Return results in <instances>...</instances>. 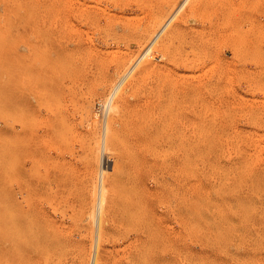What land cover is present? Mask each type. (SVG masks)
<instances>
[{
	"label": "bare ground",
	"instance_id": "obj_1",
	"mask_svg": "<svg viewBox=\"0 0 264 264\" xmlns=\"http://www.w3.org/2000/svg\"><path fill=\"white\" fill-rule=\"evenodd\" d=\"M189 1L39 0L31 3L23 27L26 37L23 47L27 53L22 68L26 78L23 91L19 90L17 62L15 76L10 75L15 79V84L11 83L14 84L12 164L8 186L0 182V264H155L157 243L164 236L160 235L158 221L161 219L156 218L153 207L155 182L150 178L147 186L146 178L153 172H159L163 179L174 176L182 189L178 194L183 216L187 209L189 163L206 151H203L206 143L202 132L203 112L208 118V111H218L215 101L206 105L202 102V89L209 86L217 99L223 93L230 97L233 92L229 86L233 82H250L254 67L264 69V26L258 19V24L247 30L240 13L244 10L242 0L237 1L238 5L227 4L229 0H226L218 7L205 5V0H195L193 5H198L199 22L192 27L186 25L190 17L176 16L179 3H182L179 11L191 13L187 9ZM258 16L263 19L264 13ZM103 111L105 121L102 120L101 126L99 116ZM212 115L210 119L215 121ZM101 158L105 163L111 162L112 167L107 165L111 168L109 172L103 168L97 183L95 167ZM235 206L239 204L233 210ZM85 221L95 224L94 237L91 236L94 242L90 240L93 246L90 263L92 250L86 252V244H81L87 234L81 227ZM249 235L246 237L250 238Z\"/></svg>",
	"mask_w": 264,
	"mask_h": 264
},
{
	"label": "rangeland",
	"instance_id": "obj_2",
	"mask_svg": "<svg viewBox=\"0 0 264 264\" xmlns=\"http://www.w3.org/2000/svg\"><path fill=\"white\" fill-rule=\"evenodd\" d=\"M37 1H39V0H0V3L2 4V5L0 4V22L3 23L6 19V21L3 24L0 23V30H2L0 32H2L4 34L3 35L0 33V39L2 40V42L0 41V43H1L0 44V52H1L0 56H2V57H0V70L3 69V74L1 73L2 70L0 72V74H1L0 75V100H1L0 101V159H2V157H3V159H2L3 162L0 160V167H1L0 168V173H1L0 174V182L3 183L4 187H7L9 184L10 175H11V164H12L11 163L12 157H11V146L10 145H11V140H12L11 139V137H12L11 133L13 132V126H11V125H13V120H14V118H12V117H14L12 110H13V89H14V84H15V82H14L15 79L13 81L12 78H14L15 71H16V68L18 66V69L20 71L19 76H18V82H19L18 84L21 85L19 87V90L23 91V89H24L23 86L26 85V83H25L26 78L24 79L25 76L22 75L23 74L22 68L25 66V64H26L25 59L27 58L26 57V55H27L26 50L23 47L25 45L24 43L26 42L25 34H23L24 33L23 27L25 25V21H26V18L28 16V12H29V8H30L31 3H34ZM190 1L187 4V9L189 10V8H190L191 13H189V12L185 13L184 12L185 13L184 14L183 11H181L182 9L180 10L181 11V13H180V11L178 9H179L180 5H182V3L181 4L179 3L177 5V7H178L177 11L179 13L176 15V16H180L183 19L184 18L188 19L190 17L188 20H186L187 21L186 25L188 27L195 26L196 22L197 23L199 22L198 21L199 20L198 19L199 13L197 10L198 5L197 6L193 5L195 0H190ZM205 1L207 2V3L206 2L204 3L205 5H209L212 7H218L219 5L222 4V2H226V0L225 1L221 0V2H220V0H205ZM215 1L218 5L216 3H214ZM237 1L239 2V0H229L228 1L229 3L227 2V4H232V5L235 4L236 5L238 3ZM242 2L244 3L243 4L244 10H242L240 13L242 14L244 21L248 25L247 30H249L250 28L257 25L258 19L262 21V24L264 26V18L262 19L261 16H258V15H262L264 13V11H263L264 10V0H242ZM190 4L194 7L190 6ZM213 4H215V5H213ZM1 7H3V8H1ZM7 9H10L11 14L12 13L13 14L11 15L9 13L10 10L7 11ZM15 10H17V11H15ZM24 10H26L25 11L26 15L24 13ZM5 11H7V12H5ZM20 11H21V13H24V14L23 15L21 13L19 14ZM1 12L5 13V14L2 13V15H1ZM15 12H18V13H15ZM14 13H15V16H14ZM16 14H17V16H16ZM187 14H188V16H187ZM7 16L8 17L10 16L8 20H7ZM22 16H24V17H22ZM12 17H14V18H12ZM193 19H195V20L192 21ZM1 20H4V21H1ZM9 20L12 21V22H10L11 25H8ZM16 21H17V23H16ZM5 23H7V24H5ZM13 23H14V25H13ZM191 24H193V25H191ZM3 25H4V27L7 26V27H5L6 30L4 29ZM15 25L17 26V28ZM18 25H19V27H18ZM11 27H13V28H11ZM14 27H15V29H14ZM8 31H9V33H7ZM20 31H22V32H20ZM7 35H9V36H7ZM12 35L14 37H12ZM4 36H6V38ZM22 38H25V39L23 40ZM15 39L17 41H19V39H20V41L23 40V42L19 41V43H18ZM2 43H4V45H5V43H7V44H9V46L7 44H6L7 46H3ZM13 43L15 44V46L13 45ZM4 47H7V48H4ZM9 47H10V49H9ZM22 48H24L25 52L23 51ZM5 49H8V50L5 51ZM2 52H4V53H2ZM6 52L8 53L9 56L7 55ZM24 53H26V54H24ZM4 54H5V56H4ZM19 55L21 56V59H20ZM17 56H18V58H16ZM14 57H15V59H14ZM5 58L7 59L8 63L10 62L9 64L7 63ZM12 59H14L15 61L13 60L14 62H12ZM19 59L21 61H19ZM15 62L18 63L17 66H15L16 65ZM11 63H12V65H10ZM13 63H14V65H13ZM19 65H21V66L19 67ZM11 66H13V67H11ZM7 67H8V69H7ZM6 69L9 71H7ZM12 69H13V71H12ZM21 69H22V71H21ZM253 72L254 73H253L252 81L247 82V83L233 82L231 84V86H229L230 89L232 90V92L234 93V94L232 93L230 95V97L228 94L223 93L221 95V98L217 99V97L215 95L211 94L213 92L210 91L209 86L206 85L205 88L202 89V94H201L202 102H205L204 103L205 105L216 103L215 105L218 107V111L217 112L208 111V112H210V114L208 113L209 116L207 115V112H206V115L208 116L209 119H210V115H212L211 112H213L214 115H212L211 118H216V119H214L215 121H213V119H212V121H211V119L208 120V118L206 116H204L205 112H203L202 132H203V134L205 132V134L203 136H204V139L206 142L205 147L203 148V151L204 150H206V151L202 152L203 154L199 158L200 160L198 158H195L189 163L188 167H190V168H188V175H187L188 176L187 178H189V179L186 178V183H187V188L190 191L187 190L188 192H186L187 209H186V213H184L183 216H181L183 208L180 207L181 206L180 205V198H179L180 196L178 194V192L179 193L182 192V189H180L181 185L178 184V182L176 181L174 176L169 177V179L168 178L163 179V178H161L159 172H157V173L153 172L151 175H149L146 178L145 182L148 183L147 186L150 185L151 179H153L155 182L153 185L156 189V197L154 199V206L153 207H154V212H155L156 218L159 217L158 219L159 220L161 219L160 221H158V219H157V221L159 223V229H161L160 235L163 234V236H164V237H162L163 239L161 241L159 240L157 243L155 264H164V263L167 264V262L169 264H181V263L182 264H197V263L202 264L203 261H204L203 264H214V260H216L215 264L217 262L219 264H221L222 262H223L222 264H240V263L241 264H264V250H263L264 249V239H262V238H264V236H261V234L264 235V227H263L264 223H261L264 221V214H263L264 208H262V207H264V202H263L264 201V195H262V194H264L263 193L264 192V190H263L264 189L263 188L264 187V184H263L264 183V181H263V177H264V175H263L264 174V172H263L264 171V160H263L264 159V69H260L256 66L253 68ZM12 74L14 76L11 77L10 75H12ZM4 75L6 76V78ZM20 76H21V78H20ZM2 77H4L5 80ZM1 78L3 80H1ZM8 78H9V80H8ZM256 79H258V80H256ZM6 80L8 82H6ZM13 82H14V84L12 85L11 83H13ZM1 83H3L4 85L3 84L2 85L5 87H3L1 85ZM122 83H124V80L122 81ZM122 83L119 84V87L121 86ZM6 85H8V86H6ZM117 88H118V86H117ZM3 89H5V90H3ZM206 90H207V92H205ZM206 93H208L209 96ZM210 96H213V97H211L212 99H209ZM7 97L10 99H8ZM110 97L112 98V96H110ZM214 97L216 99H214ZM219 100H221V101H219ZM214 101H215V103H214ZM2 102H3V104H2ZM4 103H6V104H4ZM11 104H12V106H11ZM219 105H221V106H219ZM2 107H4V108H2ZM204 111H207V110H204ZM102 114H103V116H101ZM101 115L99 116L100 124H101V122L104 123V121H105V111H103L101 113ZM7 117H9V119L12 121H9V119ZM102 120H104V121H102ZM206 120H207V122H206ZM214 122L216 124H214ZM100 124H98V125H100ZM101 126H102V124H101ZM244 134H245V136H244ZM97 135H98V133H97ZM249 145H250V147H249ZM5 155H7L8 157ZM253 156L254 157L256 156V157L254 158ZM4 157H5V159H4ZM204 158H205V160H204ZM237 161H238V163H237ZM98 162H100V163H98ZM98 162L97 163L99 165L98 166L96 165V167H95V171L97 174V176H96L97 179H95V180H97V183H98V178L101 179L102 171H104V169L108 168L107 171L109 172V171H111L110 166L112 167L111 162L105 163V162H103L102 158L99 159ZM104 163L106 164V167H105ZM193 163L196 165H194ZM109 164H110V166L107 167V165H109ZM240 166H242V167H240ZM192 167H193V169H192ZM189 174L193 177L190 178ZM246 174L247 175L249 174L250 177H249V175L247 176ZM259 176H261L260 181L258 178ZM242 177H244V178H242ZM251 177H252V181H251ZM261 178H262V181H261ZM189 182H191V183H189ZM239 183H241V184H239ZM257 184H260V186ZM222 187H224V188H222ZM254 187H255V189H254ZM261 188H263V189H261ZM161 189H162L163 193L160 191ZM222 189H224V190H222ZM260 189L263 191H261ZM249 190L250 191L252 190V191L249 192ZM256 190H258V192ZM196 194H197V196H196ZM256 196H258L260 198L258 199ZM244 197L246 198V200ZM240 198H241V200H240ZM247 198H248V200H247ZM156 199H157V201H156ZM260 199L262 202L260 201ZM165 200H166V202H165ZM243 200H245V201H243ZM245 202L246 203L248 202V203L246 204ZM237 203L239 204V206H237V208H239V210L235 206V210H236L235 211L233 209H234V205H238ZM156 204H158V205L156 206ZM220 204H221V206H220ZM241 204L244 206L245 209L242 208L243 206H241ZM254 204L255 205L257 204L256 205L257 207H255ZM246 205L248 207H246ZM250 205L252 207H250ZM215 206H217L216 210H215ZM207 207H209V209H207ZM226 208H229V210ZM237 210H238V212H237ZM242 210H243V212H242ZM248 210H250L251 213ZM261 210L263 213L261 212ZM214 211H218V213L215 212V213H217V214H215ZM221 211H224V212H221ZM225 211H226V213L227 212L228 213L225 214ZM255 211H256L257 215L255 214ZM235 212L237 213V215L238 214H241V215H238V217H237ZM247 212H249V213H247ZM257 212H259V213L261 212L260 213L261 215ZM254 214L257 217H255ZM172 215H173V217H172ZM218 215L219 216L221 215V216L219 217ZM229 215L231 218L229 217ZM233 215H234V217H233ZM258 215H260V216H258ZM176 216H177V218H176ZM216 216H218V218H214ZM235 217H237V218H235ZM258 217H260L261 219L259 220ZM202 218L203 219L205 218V219L203 220ZM212 218H214V220L215 219L218 220L216 222L217 224L220 223L218 225V227H217V224H215L214 220H212ZM221 218H222V220H221ZM257 219H258V221H257ZM202 220H203V222H202ZM206 220L208 223H205ZM220 220H221V222H220ZM211 221L214 224V226L211 223ZM237 221H239V222H237ZM248 221H249V224H247ZM259 221H261V222H259ZM231 222H234V223H231ZM176 223H177V225H176ZM203 223H205V225ZM230 223L232 225H234L235 228ZM225 224H226V227H225ZM227 224H228V226H227ZM256 224H258L257 225L258 227L259 226L261 228L263 227V229H261L259 227L260 232L257 231L258 227L256 226ZM81 225H82L81 227L83 229L87 230L85 232H87V234H88V235L84 234L85 237H83L81 244L83 246L86 244L85 245L86 248L84 247L86 252H89L90 250H92L91 256L89 257V263H90L91 258H92V253H93V246H91L90 244H92V242H91L92 239L94 242V238H93L94 233H92V229L94 232L95 224H94V222H91V221H89V222L85 221ZM180 225H182V226H180ZM215 225H216V227H215ZM221 225H222V227H221ZM235 225L238 226L237 227L238 229L236 228ZM167 226L169 227V229ZM195 226H196V228H195ZM245 226H246V228H245ZM163 227L166 229L165 232L163 231L164 230ZM170 227H171V229H170ZM202 227H204V229ZM206 227H210V229L208 230V228H206ZM211 227H213V228H211ZM231 227H233V229ZM89 228H91V229H89ZM216 228L218 230H216ZM221 228H223V229L221 230ZM224 228H225V230H224ZM229 228H230V230H229ZM231 229L234 230L233 234H232ZM253 229H255V230H253ZM206 230H207V232H206ZM215 230L217 232H215ZM161 231H162V233H161ZM171 231L173 234L171 233ZM200 232H202V234ZM213 232L216 233L217 235L214 234ZM254 232H255V234H254ZM165 233H167L168 235L167 234L165 235ZM189 233H191V234H189ZM192 233H193V235H192ZM175 234L178 236H176ZM206 234L208 235V237L206 236ZM249 234H252L253 236L249 235ZM185 235L186 236L188 235V238H186ZM228 235H229L228 238H232V237H234V238H232V240H230L227 238ZM248 235L250 238L246 237ZM91 236H93V237H91ZM183 236H184L185 241L182 239ZM216 236H217V238H216ZM220 236L223 237V239ZM259 236H260V238H259ZM178 238H180L181 240L180 239L178 240ZM218 238L220 239L219 241H217ZM166 239L168 240V242ZM170 239H171V241H172V239L174 241H172V243H171V241H169ZM255 239L256 240L258 239V241H256ZM210 240H211V242H210ZM181 241H182V243H181ZM83 242H84V244H83ZM169 242H170V244H169ZM230 242H232V244ZM191 243H193V244H191ZM217 243L220 246L222 245L221 248H220V246L217 245ZM196 244H197V246H196ZM161 245H162V247H160ZM87 248H89V249H87ZM222 252H224V253H222ZM213 254H215V255H213ZM204 256L206 259L204 258ZM218 257H219V259H218ZM159 259L161 261H159ZM202 259H205L207 261L202 260ZM211 259H213V261ZM236 259L238 262L236 261ZM243 260H244V262H243ZM248 261H250L251 263ZM161 262H164V263H161ZM210 262H212V263H210Z\"/></svg>",
	"mask_w": 264,
	"mask_h": 264
}]
</instances>
